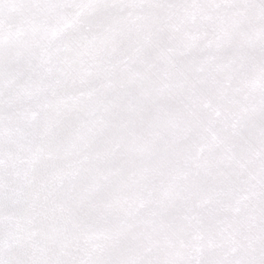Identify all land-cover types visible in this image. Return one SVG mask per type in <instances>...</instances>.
Here are the masks:
<instances>
[{
	"label": "snow or ice",
	"instance_id": "snow-or-ice-1",
	"mask_svg": "<svg viewBox=\"0 0 264 264\" xmlns=\"http://www.w3.org/2000/svg\"><path fill=\"white\" fill-rule=\"evenodd\" d=\"M0 264H264V0H0Z\"/></svg>",
	"mask_w": 264,
	"mask_h": 264
}]
</instances>
